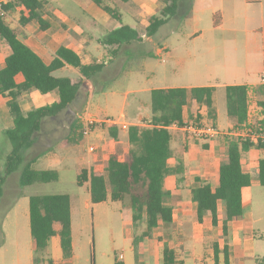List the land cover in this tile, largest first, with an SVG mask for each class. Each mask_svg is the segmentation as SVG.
<instances>
[{"label": "trees", "instance_id": "trees-1", "mask_svg": "<svg viewBox=\"0 0 264 264\" xmlns=\"http://www.w3.org/2000/svg\"><path fill=\"white\" fill-rule=\"evenodd\" d=\"M111 0H93L110 19L121 24V14L108 4ZM128 2L129 0H120ZM162 6L157 14L150 17H135L133 29L120 25L113 29L100 43L104 46H116L111 54H117V48L123 44L139 42L143 37L154 36L159 28L173 17L178 9L179 0H158ZM249 4H258L260 0H245ZM44 0H13L2 6L8 14L19 11V27L12 28L6 21L7 16L0 15V41L5 43L10 53L0 66V96L6 97V114L11 126L4 130L10 152L5 157L3 172L0 170V200L7 178L20 170V186L34 183H48L57 179L54 170H34L24 162L25 152L33 147L42 124L47 118L60 114L76 99L84 79L90 80L103 70V64L96 61L85 64L71 48L60 47L51 61L46 63L30 46L20 40V27L36 22L41 30L49 27L43 18ZM215 24V23H214ZM69 66L77 71L79 78L56 77L53 74ZM31 91L40 95L54 94L51 104L23 111L19 100ZM264 95V84L260 86ZM212 87L164 88L154 89L150 93V126H130L127 141L131 149L121 157L117 153L106 156L104 170L95 162L89 172L81 170L77 177L79 186L88 183L90 202L98 204L105 201L127 200L132 210V221L137 223L146 219V230L142 235H149L158 225L172 223V207L169 205L171 194L164 187L166 178L176 175L181 168L186 147L181 143L185 135L172 125L181 127L184 122L183 110L189 102L205 106L208 116L213 119ZM247 89L242 85L225 88L226 112L234 130L246 124L248 116ZM197 118V117H196ZM190 119L198 122L199 119ZM102 125V124H101ZM104 126V125H103ZM111 139H117L118 128L105 124ZM82 129L78 121L70 125L69 134L62 143L74 146L83 140ZM176 142L178 146L171 147ZM262 148L264 144H253L249 138L230 137L227 143L226 161L217 166V182L208 183L191 190L192 200L196 203V218L202 222L204 215H210L212 224H218V205L224 212L222 232H227V223L242 215L241 192L250 185L251 175L243 172L241 155L250 148ZM174 157L177 165L168 166V159ZM257 178L264 186V159L257 165ZM181 179L179 178L178 181ZM28 219L30 235L34 241L33 264H53L47 255L48 241L58 236L64 258L72 256L71 208L68 195H35L28 199ZM58 226V229H56ZM167 249L164 250V264L172 259ZM217 255L215 253V259ZM227 261V247L224 248ZM116 264H120L116 262Z\"/></svg>", "mask_w": 264, "mask_h": 264}, {"label": "crops", "instance_id": "crops-1", "mask_svg": "<svg viewBox=\"0 0 264 264\" xmlns=\"http://www.w3.org/2000/svg\"><path fill=\"white\" fill-rule=\"evenodd\" d=\"M10 1L12 0H0V2ZM226 1L228 0H179L176 14L168 21V25L171 21H175L171 27L168 26V56L172 59L171 61L182 66L186 63L185 59H196L197 56H199L202 58L201 62L204 61L205 65L199 69V78L195 71V80L201 79L200 83L196 85L168 86L158 89L212 87L213 119L208 116V110L205 106L197 105L193 101L189 102L184 108L183 116L185 121L192 118L195 119L196 117V119H199L202 123L207 124L209 121V125H212L217 130L218 135L212 140H201L190 137L186 138L188 139L187 141L186 139L182 140L181 143L186 147V150L183 154L181 168L178 171L179 173L166 178L164 182L165 189L171 194L169 205L172 207V223L170 225L160 223L149 235L144 236L142 234L146 230L145 226L144 230L141 232L144 244L138 247V253L136 255V257L138 256V261L136 264H164V250L166 249L171 252V255L168 257L172 259L170 264H264V197L260 195L264 194V186L260 184L257 178V165L260 159H264V147L259 149L252 147L241 155L242 170L250 174L252 179L250 185L243 188L241 192L243 213L241 216L235 217L227 223V232L225 235L222 232L221 225L224 220V212L221 204L218 205V224L216 226L212 224L210 215H204L202 222L198 223L196 218V203L191 197V190L202 183H208L211 186L216 184L217 166L226 161L228 138L242 137V135L245 134L253 138L256 135L264 134V95L260 91V77L264 73V0H260L258 4H249L245 0H241L243 1L242 20L244 22V27H242L241 30L235 27L234 16H232L233 21L229 26L225 27V11L223 9L216 10L218 6L217 2H220V4L222 3V7L225 8ZM122 3L132 5L133 13H131L130 16L133 21L134 18L138 16L150 17L154 15V11L157 7V4H155L153 0H129L128 2ZM108 4L121 14L122 9L114 6L113 0L108 2ZM186 4L187 6H185ZM94 7L103 12L96 5ZM254 7H256L255 10H253ZM44 8L43 18L48 22L49 27L46 30H41L36 22H30L24 27L19 28V38L21 41L37 52L46 63L51 61L54 53L60 47L73 49L85 64H90L94 61L100 63V59H93L90 53L85 49L87 42L83 41L84 30L79 25L66 19L64 15L59 14L57 11L55 15H52V18L48 17L44 12ZM204 13H208L207 17L210 18L208 26L200 24L201 16ZM104 15L109 18L107 14L104 13ZM17 16L18 18L15 19ZM19 17V11H14L7 14L6 21L12 28H17L19 27ZM9 19H15L17 24H10L8 21ZM183 19L186 21H183ZM236 19L238 18L236 17ZM187 21L191 25V28L188 29L186 33H183L181 23ZM134 27L135 22L133 28ZM219 32L227 33V35H221L218 38ZM237 32L243 33V43L238 42L234 36L231 40L228 39L232 34L237 35ZM173 36L182 37L183 40L189 39L187 42H194L193 46L188 48V46H185L183 43L182 45L185 46L184 53L177 48L175 50L169 44V40ZM152 37L154 36L143 37L139 42L121 45L120 48L124 50V52L120 57L125 60L128 53L135 48H142L150 44ZM112 47L113 46L110 47V53L116 46L114 48ZM157 47L156 54L161 53L162 49L167 50V47L164 46L160 48L159 46ZM105 49L107 51L109 48L105 47ZM129 49L131 51H129ZM9 53L10 50L8 46L0 41V66ZM82 53H84V57L81 56ZM146 55H151V53H146ZM208 58H210V61L207 60ZM209 62L211 65H208ZM69 70L74 72V77L70 78L74 79L80 77L77 71L69 66L59 71L66 72ZM234 85L245 86L248 95L247 121L239 130L233 129V125L230 123L228 117L223 126L217 125V120L219 118L216 105L217 93L219 90L225 92L227 86ZM152 90L154 89L149 90L150 93ZM31 94L35 96L34 99L38 98L45 105L51 104L55 98L54 94L40 95L34 91L23 94L21 98H27V96ZM7 100L6 97L0 96V124L5 126L3 130L11 126L9 117L6 114ZM20 107L23 111L30 109L29 107L23 109L21 105ZM151 115L152 112L148 117H140L134 122L127 124L129 126L139 127L150 126L149 121ZM89 117L98 120L94 115H89ZM107 119L111 118L100 119L98 121ZM94 128L90 132L88 139L83 138L82 141L84 143L88 141L92 143L97 141L100 142L101 139H98V133L107 132V130L102 127H100V131H96L97 129L94 130ZM117 128V139L114 140L110 137H106L104 142L108 141V143L111 142L117 146L119 143L118 139L121 138V147H130L128 141L123 140V138L126 137V134H124L126 132L121 130L119 126H117ZM257 143L259 142H253V144ZM176 146H178V143H171L172 148ZM61 148L68 149L70 146H65L63 144ZM101 149L104 151V146H102ZM120 149L121 148H115L113 151L117 153ZM57 155L61 156H43L36 162V168L32 169L48 170L44 168L46 164H59L61 158L69 157L59 152ZM99 155V157H102V153H99ZM76 159L77 170L79 172L81 170L89 172L92 165L95 164L87 153L80 159ZM105 160L106 158L102 157L100 160L98 159L96 161H98L97 163H99V165L105 166ZM40 162L44 163L43 167H38L39 165L37 164ZM167 164L169 167L174 168L177 165V161L172 157L168 159ZM179 178L181 179L180 181H178ZM254 195H257L256 199ZM254 200H258L259 202L257 209L254 207ZM91 205L89 194V205L86 204V206L90 207ZM56 229H58V226H56ZM127 239L130 241L131 251H136L137 247L134 245L136 239L133 235V231H131V234L129 232ZM225 247H227L226 262L224 258ZM215 253L217 255L216 259ZM47 255L48 257L50 256L48 251ZM72 258L73 254L70 258L66 259L62 253V264H72ZM51 260L53 264H55L54 260ZM116 262L120 264H134V262L127 258L125 253H120L114 264H116Z\"/></svg>", "mask_w": 264, "mask_h": 264}, {"label": "rangeland", "instance_id": "rangeland-1", "mask_svg": "<svg viewBox=\"0 0 264 264\" xmlns=\"http://www.w3.org/2000/svg\"><path fill=\"white\" fill-rule=\"evenodd\" d=\"M44 1V12L48 17L52 18V15H55L57 11L84 30L83 41L87 42L85 49L93 59H100L99 62L104 67L102 72L95 77L82 81L73 103L68 105L60 114L47 118L43 122L35 144L25 152L24 162L30 164L31 168H36V162L46 155L57 157L59 152L69 156L61 158L59 164L45 165L44 168L57 172V179L48 183L20 186V170L15 171L7 178L3 187L4 193L0 200V264H33L34 241L29 230L28 199L35 195L56 194L70 197L72 264H114L120 253H125L127 258L136 264L138 247L144 244L141 232L146 226V219L143 218L134 223L132 221L133 212L127 200L105 201L87 207L86 204L89 205V186L88 184L81 186L77 184L79 171L77 170L76 159H80L87 153L86 142L81 141L79 144L64 149L61 148L62 140L69 134L70 125L74 121H78L84 129L85 120L89 118V115H94L98 120L111 118L107 120L125 123L134 122L140 117H148L151 113L149 90L176 85H196L201 82V79L195 80V71L199 78V69L205 65V62H201L202 58L199 56L196 59H185L186 63L182 66L171 61L172 59L168 56V26L171 27L175 21H171L169 25L167 21L152 37L151 43L147 46L135 48L132 51L129 49L131 52L128 53L125 60L120 57L124 52L120 47L115 56L111 55V46L102 44L101 46L99 41L106 37L112 29L119 28V25L133 28L134 21L130 16L133 13V7L128 3L113 0V5L122 9V24H118L94 7L93 0ZM153 2L157 4L154 11V14H157L162 4L157 0H153ZM242 2L241 0H228L225 8L222 7V3L217 2L216 10L223 9L226 13L225 27H228L233 21L232 16L235 18L234 25L238 27L237 29L241 30L244 27ZM255 9L256 7L253 8V10ZM207 14L204 13L201 16L200 24L208 26L210 18L207 17ZM145 17L147 18V16ZM17 18L18 16L15 17V19ZM15 19L8 21L15 25L17 24ZM183 21L186 20L183 19ZM181 27L183 33H186L191 25L187 21L181 23ZM221 35L225 36L227 33L219 32L218 38ZM233 36L238 42H244L243 33L237 32V35L232 34L228 39L231 40ZM187 41L189 39L183 40L182 37L173 36L170 38L169 44L175 50L177 48L184 53L185 46L191 48L194 43ZM183 43L185 46L182 45ZM157 46L159 48L161 46L167 47V50L162 49L161 53L156 54ZM105 47L109 49L106 51ZM146 53H151V55H146ZM81 56L84 57V53ZM207 60L210 61V58ZM208 65H211L210 62ZM73 73L70 70L66 72L57 71L53 75L56 77H74ZM217 94L216 105L219 112L217 125L223 126L227 118L225 92L219 90ZM34 97L31 94L27 98H20L19 103L22 108H37L45 105ZM105 122L101 126H91L90 132L94 127H96L94 130L100 131V127L109 124ZM207 124L210 122L208 121ZM4 128L5 126L0 124V170L2 172L5 157L10 152V145L3 132ZM125 132L127 137V131ZM98 135L101 143L94 142L98 145V149L94 154H89L93 162H98L96 160H100L102 157L106 158L109 153H115L113 151L115 148H121L117 152L120 157L131 149V147H121V138L118 139L117 146L111 142L108 143V141L104 142V139L109 137L106 131L98 133ZM126 137L123 138L124 141L127 140ZM187 137L189 136L185 135V139ZM102 146L105 148L104 151L101 149ZM99 153H102V157H99ZM37 165L43 167L44 163L40 162ZM98 167L100 170H104L103 165ZM260 195L264 197V194ZM256 197L257 195H254L255 199ZM258 203V200H254L256 209ZM131 231H133L136 239L134 243L137 247L136 251H131V244L127 239V235L129 232L131 234ZM47 251L55 264H62V251L59 247L58 237H52L48 241Z\"/></svg>", "mask_w": 264, "mask_h": 264}, {"label": "built area", "instance_id": "built-area-1", "mask_svg": "<svg viewBox=\"0 0 264 264\" xmlns=\"http://www.w3.org/2000/svg\"><path fill=\"white\" fill-rule=\"evenodd\" d=\"M6 3L8 2H0V15L1 16H7V14L1 9L2 6L5 5ZM260 84L261 85L264 84V73L260 77ZM104 122L105 121H97L89 117L87 120H85V128L82 130L83 137L88 139L90 136V127L93 125H101ZM105 123L119 126V128L123 131H127L128 128L130 127L125 122H117L114 120H107ZM170 128L179 129L181 132L184 133V135H187L190 138H197L201 140H212L218 135L217 130L212 125L202 123L200 121L198 122L185 121L181 127L177 125H172ZM242 137L249 138V140L253 142L264 143V134L256 135L253 138L252 137L250 138V136L245 134V135H242ZM86 150L88 154H94L97 151V145L88 141L86 142Z\"/></svg>", "mask_w": 264, "mask_h": 264}]
</instances>
